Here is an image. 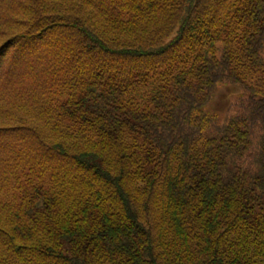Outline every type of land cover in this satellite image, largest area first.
<instances>
[{
	"label": "trees",
	"instance_id": "obj_1",
	"mask_svg": "<svg viewBox=\"0 0 264 264\" xmlns=\"http://www.w3.org/2000/svg\"><path fill=\"white\" fill-rule=\"evenodd\" d=\"M0 264H264V0H0Z\"/></svg>",
	"mask_w": 264,
	"mask_h": 264
},
{
	"label": "rangeland",
	"instance_id": "obj_2",
	"mask_svg": "<svg viewBox=\"0 0 264 264\" xmlns=\"http://www.w3.org/2000/svg\"><path fill=\"white\" fill-rule=\"evenodd\" d=\"M237 100L236 90L230 87L221 88L217 91L216 96L211 104L213 111L219 112V114L230 111L233 114L235 110L234 101Z\"/></svg>",
	"mask_w": 264,
	"mask_h": 264
}]
</instances>
